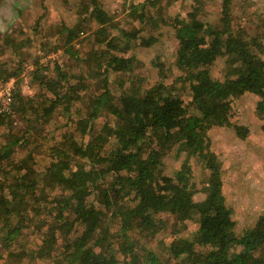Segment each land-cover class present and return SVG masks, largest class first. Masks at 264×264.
<instances>
[{"label": "trees", "instance_id": "16d2710c", "mask_svg": "<svg viewBox=\"0 0 264 264\" xmlns=\"http://www.w3.org/2000/svg\"><path fill=\"white\" fill-rule=\"evenodd\" d=\"M142 9L134 10L142 21L139 27L117 26L109 32V15L93 4L88 17L97 22L95 35L102 36L97 39L103 46L91 49L92 64L84 73L72 75L59 63L50 68L36 59L26 78L37 91L27 96L16 83L17 71L12 72V103L0 113V130L5 129L0 141L2 264L25 257L10 247L26 227L41 237L27 254V264H264V215L235 233L220 162L207 133L215 126L231 127L245 136L246 126L232 120V103L246 93L258 97L256 113L264 121V19L257 32L248 33L233 18V0H220L213 23L203 21L196 7L183 17L175 15L169 24L178 41L174 68L180 74L145 86L138 76L125 87L119 82V90L107 73L127 72L134 59L127 52L158 40L140 35L147 25H156ZM82 27L79 21L64 27L63 36L64 53L80 61L85 58H78L80 48L74 46ZM218 58L224 61L222 78L212 74ZM93 84V96L82 102ZM56 111L67 117V129L48 146L44 169L33 168V149L14 160L16 147L26 148ZM99 118L104 121L98 127ZM181 153L180 167L167 174L164 157ZM192 157L207 171L199 201L193 199L198 184ZM167 217L178 225L192 221L196 229L189 237L173 230L160 253L140 238L156 237Z\"/></svg>", "mask_w": 264, "mask_h": 264}, {"label": "rangeland", "instance_id": "374dc122", "mask_svg": "<svg viewBox=\"0 0 264 264\" xmlns=\"http://www.w3.org/2000/svg\"><path fill=\"white\" fill-rule=\"evenodd\" d=\"M92 2H97L109 15L110 19L106 23L109 32H115L117 26L125 29L139 27L142 21L137 12L142 6L141 11L147 20L156 22V25H147L140 35L152 34L157 37V42L149 47L135 45L130 49L126 56L131 55L134 59L131 61V69L127 72L107 73L110 78L114 77L109 81L111 86L121 90L119 82L125 87L130 79L138 76L139 83L143 86L153 84L161 77H165L167 82L177 77L180 73L174 68V61L178 41L169 22L175 15L183 17L196 7L203 21L213 23L218 19L220 0H0V78L5 75L12 77V72L17 71L14 77L22 94L34 96L37 89L30 85L26 76L30 68L34 67L36 59L39 64L49 63L50 68L53 66L52 62L59 63L72 75L86 72L88 65L90 67L92 64L91 49L103 46L97 39L102 36L95 35L97 22L88 17L93 7ZM232 13L237 24L245 25L248 33H255L264 19V0H233ZM150 15L154 19H151ZM161 19L168 23L161 24ZM78 21L83 27L75 40L74 48H80L77 56L85 58L83 61L64 53V27H73ZM111 21L113 22L110 23ZM112 24L115 26H111ZM135 44H139V41ZM223 65V58H218L212 67L215 77L222 78ZM45 73H48V70ZM96 88V85H91L83 95L82 102L87 103ZM257 100L258 97L251 93L233 100L232 120L237 125L246 126L245 136H239L231 127L215 126L207 131L211 149L220 162L223 193L228 206L233 210L234 231L237 235L252 227L257 219L264 215V121L256 113ZM84 108L85 105L80 107ZM49 118V121L43 122L45 124L43 129H40V135L33 136L26 148L16 147L13 155L14 160H19L25 157L27 150H35L33 168L37 172L42 171L50 160L48 146L61 140V135L67 129L64 125L67 117L63 114L56 111ZM103 121V118L97 119L98 127ZM16 124L15 128L21 126L19 122ZM4 131L5 129L0 130V141L4 139ZM184 158V153L178 157L172 154L165 156V172L173 174ZM189 163L192 170L194 168V179L198 184L193 199L199 201L204 197L201 187L207 171L197 157L190 158ZM2 178L3 174L0 172V180ZM166 220L165 229L159 230L156 237L151 236L150 241L145 239L146 237L140 238L145 246H153L160 253L173 238L170 236L173 230L178 229L179 234L176 236L189 237L196 229L192 221H189L186 227L184 224H173L171 217ZM24 230L26 231H23L18 244L15 242L10 247L14 252L25 253V257L15 264H27V254L41 244L39 234L27 227ZM2 262L1 260L0 264ZM37 264L51 262L37 260Z\"/></svg>", "mask_w": 264, "mask_h": 264}, {"label": "built area", "instance_id": "2783aa9c", "mask_svg": "<svg viewBox=\"0 0 264 264\" xmlns=\"http://www.w3.org/2000/svg\"><path fill=\"white\" fill-rule=\"evenodd\" d=\"M15 87V78L10 77L7 80L0 79V113L9 111L12 103V93Z\"/></svg>", "mask_w": 264, "mask_h": 264}, {"label": "crops", "instance_id": "0c3cea01", "mask_svg": "<svg viewBox=\"0 0 264 264\" xmlns=\"http://www.w3.org/2000/svg\"><path fill=\"white\" fill-rule=\"evenodd\" d=\"M222 190H223V186H222ZM224 194V193H223Z\"/></svg>", "mask_w": 264, "mask_h": 264}]
</instances>
